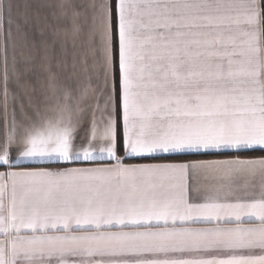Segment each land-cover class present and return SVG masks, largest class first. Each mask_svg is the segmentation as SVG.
<instances>
[{"label":"snow or ice","instance_id":"snow-or-ice-1","mask_svg":"<svg viewBox=\"0 0 264 264\" xmlns=\"http://www.w3.org/2000/svg\"><path fill=\"white\" fill-rule=\"evenodd\" d=\"M254 146L264 0H0V264H264V155L125 162Z\"/></svg>","mask_w":264,"mask_h":264},{"label":"crops","instance_id":"crops-1","mask_svg":"<svg viewBox=\"0 0 264 264\" xmlns=\"http://www.w3.org/2000/svg\"><path fill=\"white\" fill-rule=\"evenodd\" d=\"M57 117V113L55 111H51L46 113V118H50L52 120H55ZM253 149H258V150H264L261 149L260 146H254L252 149H241V151H247V150H253ZM220 152L223 153L217 154L216 152H190V153H178V154H163V153H157L154 154L157 159L156 160H143L137 157H126L125 162L127 163H153V162H167V161H190V160H207V159H222L225 158L229 154H235L237 153L236 150H220ZM18 154V153H17ZM240 155V154H238ZM264 154H259V155H247V154H241V156L245 157H256ZM171 156H175L174 158H171ZM162 157V158H160ZM168 157V158H167ZM170 157V158H169ZM160 158V159H158ZM130 159V160H128ZM23 166L25 167H32V168H37V167H45V168H50V169H59V168H64V167H73V166H92L88 164L87 162L81 164V163H76V164H70L68 162H63V161H57V162H38V161H26L24 162ZM6 166L0 167V171L5 170ZM212 178L204 177L203 175H195V174H190L188 178V183L191 191L194 193L196 192L197 189L203 188L204 186L215 183ZM179 226V225H178ZM196 227H205V226H211V225H206V224H200V225H192Z\"/></svg>","mask_w":264,"mask_h":264},{"label":"trees","instance_id":"trees-1","mask_svg":"<svg viewBox=\"0 0 264 264\" xmlns=\"http://www.w3.org/2000/svg\"><path fill=\"white\" fill-rule=\"evenodd\" d=\"M235 154H247V155H259V154H264V150H256V149H253V150H247V151H241V152H237ZM175 156H171V158H174ZM162 158V157H160ZM158 158V159H160ZM168 158V157H167ZM170 158V157H169ZM130 160V159H128Z\"/></svg>","mask_w":264,"mask_h":264}]
</instances>
